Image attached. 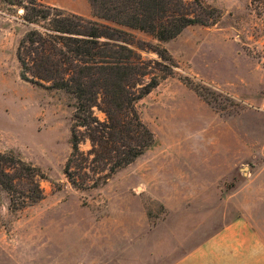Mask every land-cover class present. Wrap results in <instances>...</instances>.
<instances>
[{"label":"rangeland","instance_id":"obj_1","mask_svg":"<svg viewBox=\"0 0 264 264\" xmlns=\"http://www.w3.org/2000/svg\"><path fill=\"white\" fill-rule=\"evenodd\" d=\"M34 1L92 19L89 0ZM202 1L217 23L158 43L173 75L135 104L152 146L105 184L79 190L63 174L73 99L20 78L30 0H0V153L44 174L43 199L20 211L0 188V264H172L238 218L264 226V0ZM131 33L143 60L161 61L142 46L155 40Z\"/></svg>","mask_w":264,"mask_h":264},{"label":"trees","instance_id":"obj_2","mask_svg":"<svg viewBox=\"0 0 264 264\" xmlns=\"http://www.w3.org/2000/svg\"><path fill=\"white\" fill-rule=\"evenodd\" d=\"M92 19L30 0L24 21L31 28L19 40L20 78L32 85L63 91L73 99L71 151L63 174L79 190L105 184L153 144L135 104L173 75L176 66L158 43L170 41L192 25L217 23L215 8L202 0H89ZM132 31L150 36L143 42L160 62L145 61L130 46ZM182 78L200 96L196 86ZM96 108L104 115L98 119ZM89 143V149L80 145ZM44 174L13 153H0V188L10 210L20 211L43 199L37 180Z\"/></svg>","mask_w":264,"mask_h":264},{"label":"crops","instance_id":"obj_3","mask_svg":"<svg viewBox=\"0 0 264 264\" xmlns=\"http://www.w3.org/2000/svg\"><path fill=\"white\" fill-rule=\"evenodd\" d=\"M199 109L201 114L219 119L206 106L201 105ZM228 174L218 172L214 183ZM172 264H264V226L253 223L247 217L238 218L222 225Z\"/></svg>","mask_w":264,"mask_h":264},{"label":"built area","instance_id":"obj_4","mask_svg":"<svg viewBox=\"0 0 264 264\" xmlns=\"http://www.w3.org/2000/svg\"><path fill=\"white\" fill-rule=\"evenodd\" d=\"M262 50H263V52H264V45H263V49H262Z\"/></svg>","mask_w":264,"mask_h":264}]
</instances>
